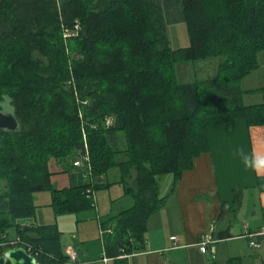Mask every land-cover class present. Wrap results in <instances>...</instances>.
<instances>
[{
	"label": "trees",
	"instance_id": "trees-1",
	"mask_svg": "<svg viewBox=\"0 0 264 264\" xmlns=\"http://www.w3.org/2000/svg\"><path fill=\"white\" fill-rule=\"evenodd\" d=\"M176 22L187 46L171 47ZM262 52L264 0H0V108L7 96L23 126L0 130V253L25 246L44 264H66L56 223L21 222L35 215L34 193L50 190L56 215L77 213L114 168L134 204L112 217L108 249L142 250L147 220L165 202L159 176L175 184L191 169L211 126L264 124V98L244 103L239 85ZM212 57L215 76L178 81V62ZM51 157L81 160L91 181L54 188Z\"/></svg>",
	"mask_w": 264,
	"mask_h": 264
},
{
	"label": "crops",
	"instance_id": "crops-1",
	"mask_svg": "<svg viewBox=\"0 0 264 264\" xmlns=\"http://www.w3.org/2000/svg\"><path fill=\"white\" fill-rule=\"evenodd\" d=\"M208 135L209 150L197 156L175 184L174 179L169 182L164 204L149 216L142 250L113 257L108 249L107 237L115 226L112 217L134 204V197L121 187L118 169L111 181L103 176L105 185L90 192L93 199L95 194L94 205L82 211L84 215L77 214L81 211L55 215L52 193L40 191L34 194L36 208L40 211L47 205L52 211L46 207L21 222L56 223L62 250L66 253L74 245L78 264H225L233 258L240 264L257 258L256 264H264V254L256 252L264 245V234L256 236L258 250L250 247L248 235L264 231V170L245 167L238 155L240 151L264 155V124L249 126L238 118L233 128L211 126ZM48 168L51 184L59 190L91 181L83 166L71 160L51 159ZM204 234L215 240L205 252L198 244ZM239 244L257 255L242 251L236 247Z\"/></svg>",
	"mask_w": 264,
	"mask_h": 264
},
{
	"label": "rangeland",
	"instance_id": "rangeland-1",
	"mask_svg": "<svg viewBox=\"0 0 264 264\" xmlns=\"http://www.w3.org/2000/svg\"><path fill=\"white\" fill-rule=\"evenodd\" d=\"M168 35L170 38V44H171L172 48L187 46L189 44V37H188L186 25L184 22H176V23L170 24L168 26ZM202 61H206V62H202ZM259 61H260L259 67H257L253 71H251L249 74H247L246 76H244L240 80L239 85H240L241 89L244 91L243 96H242L244 103H248V104L257 103V102H261L264 98V90H263V88H264V52H262V54L261 53L259 54ZM202 63H206V64L204 65ZM218 63H219V59L215 58V57L206 58L205 60L202 59V60H196V61H191V60L180 61L177 63V66H176L177 79L179 82H192L194 80H202V79L212 78L213 76H215V74L218 70L217 69ZM84 135H86V134L84 133ZM88 157H89V155H88ZM51 159H56V158L51 157V158H49V161ZM80 165H78V166H80ZM85 166L87 169L91 168L90 163L88 164L87 162H85ZM83 168H85V167L83 166ZM114 169H116V168H114ZM114 169H111L107 173V176H108L107 178L110 181L112 180L114 173H116L114 171ZM170 181L171 182L173 181V174H171V173H164V174L159 176V183H160V187H161L160 188V195H161V197H165V199L167 198L166 193L169 190L168 186H169ZM128 182H130V181H128ZM5 183H6L5 180H1L0 181V188L4 189ZM121 187L122 188L126 187L125 183H122ZM97 190L102 192V190L105 191L106 189L100 188ZM41 193H47V195H50L51 191L50 190H42ZM88 194H89L88 196H91L90 192H88ZM94 200H95V194H94ZM35 202H36V199H35ZM46 207L49 211H52L51 207L46 205L45 207H42V210H40V211H39V209L36 208L35 213L37 214L38 212L44 211ZM82 211L85 212V211H88V209L82 210ZM82 211L80 213H77V214L78 215L81 213L83 214L84 212H82ZM91 213L93 214V212H91ZM41 220L42 219L40 217L39 221H41ZM13 236H15V231L13 228H10L8 231V237L12 238ZM252 238L254 241H257L256 236H254ZM245 243L247 244L246 241H245ZM246 244H239L236 247H238V248L242 247V251L247 250V252L249 254H251L252 256L255 257L257 255V253H255V252L252 253L253 250L251 251L247 247ZM73 246H71V247H73ZM73 248L77 251V249L75 247H73ZM257 250H258V248H257ZM256 252L262 253L261 255L263 256L264 245L262 246L261 250L259 249ZM98 255L99 254H96L97 258H98ZM256 263H257V258H254V260H252L251 258H247L246 262H245V264H256Z\"/></svg>",
	"mask_w": 264,
	"mask_h": 264
},
{
	"label": "water",
	"instance_id": "water-1",
	"mask_svg": "<svg viewBox=\"0 0 264 264\" xmlns=\"http://www.w3.org/2000/svg\"><path fill=\"white\" fill-rule=\"evenodd\" d=\"M0 108V130L4 132H18L23 129L13 105L10 104L8 97L1 103ZM0 264H44L38 261L23 246L8 247L0 253Z\"/></svg>",
	"mask_w": 264,
	"mask_h": 264
},
{
	"label": "built area",
	"instance_id": "built-area-1",
	"mask_svg": "<svg viewBox=\"0 0 264 264\" xmlns=\"http://www.w3.org/2000/svg\"><path fill=\"white\" fill-rule=\"evenodd\" d=\"M106 122L108 123V122H110V120L107 119ZM83 158H84L85 162H87L89 164L88 153L85 154V156ZM80 164H81V160L74 161V165H80ZM88 192H90V191H88ZM261 234H264V231L248 234L250 236V240H249L250 247H252L253 249H256V248H259L261 246V244L259 242H256L252 239V237L257 236V235H261ZM214 241H215L214 238H212L210 234L202 235L201 240L198 243L201 251H203V252L207 251V245L209 243L214 242ZM23 247H25V246H23ZM25 248L30 252L31 247H25ZM66 255L68 257L66 264H78V252L73 247L69 246L66 249Z\"/></svg>",
	"mask_w": 264,
	"mask_h": 264
},
{
	"label": "clouds",
	"instance_id": "clouds-1",
	"mask_svg": "<svg viewBox=\"0 0 264 264\" xmlns=\"http://www.w3.org/2000/svg\"><path fill=\"white\" fill-rule=\"evenodd\" d=\"M239 158L245 167H250L253 170H264V155L253 153L251 156L244 152H238Z\"/></svg>",
	"mask_w": 264,
	"mask_h": 264
}]
</instances>
